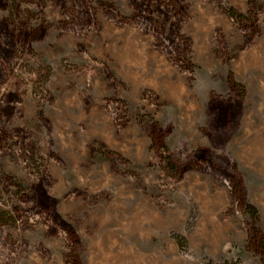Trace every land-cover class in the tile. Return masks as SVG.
<instances>
[{
	"label": "rangeland",
	"instance_id": "obj_1",
	"mask_svg": "<svg viewBox=\"0 0 264 264\" xmlns=\"http://www.w3.org/2000/svg\"><path fill=\"white\" fill-rule=\"evenodd\" d=\"M210 259L264 264V0H0V264Z\"/></svg>",
	"mask_w": 264,
	"mask_h": 264
},
{
	"label": "trees",
	"instance_id": "obj_2",
	"mask_svg": "<svg viewBox=\"0 0 264 264\" xmlns=\"http://www.w3.org/2000/svg\"><path fill=\"white\" fill-rule=\"evenodd\" d=\"M207 264H238V262L236 260H229V259H226L223 262H216V261L210 259Z\"/></svg>",
	"mask_w": 264,
	"mask_h": 264
}]
</instances>
